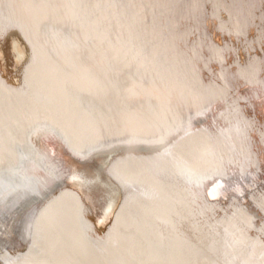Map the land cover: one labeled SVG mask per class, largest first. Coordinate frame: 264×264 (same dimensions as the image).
Wrapping results in <instances>:
<instances>
[{
  "label": "bare ground",
  "instance_id": "6f19581e",
  "mask_svg": "<svg viewBox=\"0 0 264 264\" xmlns=\"http://www.w3.org/2000/svg\"><path fill=\"white\" fill-rule=\"evenodd\" d=\"M263 157L264 0H0V264H264Z\"/></svg>",
  "mask_w": 264,
  "mask_h": 264
},
{
  "label": "water",
  "instance_id": "95a60500",
  "mask_svg": "<svg viewBox=\"0 0 264 264\" xmlns=\"http://www.w3.org/2000/svg\"><path fill=\"white\" fill-rule=\"evenodd\" d=\"M12 36L14 37V38H16L17 39V41L19 42V44H20V46L22 47V49L24 50V56L26 55V49H25V46H24V44L21 42V40L18 38V36L16 35V33H12ZM3 47V46H2ZM3 60H5V57L3 58L2 57V61ZM55 150H56V155L60 158V159H62L63 161H65V163H66V168H68L70 171H71V175L68 177V179L66 180V183L65 184H69L70 186H72L73 188H76L78 191H79V193L82 195V198L83 199H85V202L90 206V207H92V209L94 210V208H93V205L91 206V203L89 202V200L87 199V197H85V193L86 192H92L91 191V189H93V187L96 185V183L95 182H91V181H88V182H86L85 184H83V190H81L79 187L77 188L76 187V185H73V184H71V182H70V178H72V172H73V170H75V168H74V166H73V164L72 163H74L75 164V159L65 150V149H63V147L61 146V145H59L58 143H56V145H55ZM62 150V154H64V156L62 157V155L61 154H59L58 152H57V150ZM103 157H107V156H109V155H102ZM101 156V157H102ZM112 157V155L110 154V157L108 158V159H110ZM68 160H67V159ZM94 159V158H93ZM108 159H106V160H108ZM92 160V159H91ZM107 162V161H106ZM103 163L102 165H100L99 166V168H97V172H96V174L102 179V178H105V180L107 181V182H109V184L112 186V188L114 189V191H115V193H114V199H113V203L111 204V206H110V208H108V213H107V219L106 220H104V222L103 223H105V226H108V224L110 223V220H111V218L110 217H112V215H113V212L115 211V209L117 208L116 207V204L118 203V199H119V190H118V188H117V186L109 179V178H107L106 176H105V174H104V172H105V169H106V165H107V163ZM262 168H263V171H264V157L262 158ZM84 164H86V163H84ZM87 164L89 165L88 167H90L91 168V164H89L88 162H87ZM95 164V163H94ZM77 170V169H76ZM248 176L249 177H251L250 178V181L248 182V183H244V182H240L239 184H236V186H234V188H229V187H224V189H222V191H224V193H222V191H221V188L224 186V184L223 185H221V183H222V181L221 180H216V181H219V182H216L215 181V183L209 188V189H211V188H213L214 186H217L218 185V194H219V196L217 197V198H221L222 200H226V198H228L229 197V195L230 194H232V193H237V194H239V196L242 198V200L243 201H245V203H248V200H247V192L248 191H250V190H252L253 188H255L260 182H261V178L262 177H264V173L262 174V175H259V176H255L253 173H249L248 174ZM97 182H100V179H98V181ZM87 183H89L90 184V186H88V184ZM95 183V184H94ZM220 186H221V188H220ZM88 187H90V189L88 188ZM220 188V189H219ZM85 192V193H84ZM217 193H215L214 195H217ZM87 194V193H86ZM93 195V194H92ZM89 196V195H88ZM100 198H99V201H105L104 199H101V196H99ZM104 197H105V199L109 202V200L107 199V195H104ZM106 202V201H105ZM107 202V203H108ZM93 204V203H92ZM105 204V203H104ZM107 205V204H106ZM106 208V207H105ZM102 225V224H101ZM9 226V225H8ZM3 234V230H0V235H2Z\"/></svg>",
  "mask_w": 264,
  "mask_h": 264
},
{
  "label": "snow or ice",
  "instance_id": "6c2138e0",
  "mask_svg": "<svg viewBox=\"0 0 264 264\" xmlns=\"http://www.w3.org/2000/svg\"><path fill=\"white\" fill-rule=\"evenodd\" d=\"M2 187H3V185L0 184V188H2ZM13 191H15V189H13ZM2 199H3V195L0 194V200H2ZM9 264H15V261H9Z\"/></svg>",
  "mask_w": 264,
  "mask_h": 264
}]
</instances>
